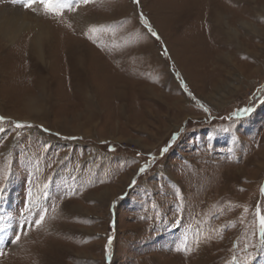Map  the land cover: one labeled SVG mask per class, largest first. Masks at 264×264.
I'll use <instances>...</instances> for the list:
<instances>
[{"label": "rangeland", "instance_id": "rangeland-1", "mask_svg": "<svg viewBox=\"0 0 264 264\" xmlns=\"http://www.w3.org/2000/svg\"><path fill=\"white\" fill-rule=\"evenodd\" d=\"M217 1L0 0V264H264V0Z\"/></svg>", "mask_w": 264, "mask_h": 264}, {"label": "snow or ice", "instance_id": "snow-or-ice-1", "mask_svg": "<svg viewBox=\"0 0 264 264\" xmlns=\"http://www.w3.org/2000/svg\"><path fill=\"white\" fill-rule=\"evenodd\" d=\"M90 2H92V0H11V3L14 5H21L25 10H32L33 12L36 11V7L34 6H41L43 9V12L45 14H51V15H63V13L65 11H69V12H73L75 13L78 8L80 7L81 3L84 5L89 4ZM133 4H136L137 6L140 4V0H132ZM139 20L147 26V31L151 34L152 37H155L156 39H159V35L157 34V32H155L151 25L149 24L148 19L144 16L143 12L139 13ZM90 31H94V28H90ZM164 55H168L167 53V49H165L164 51ZM180 74L177 73V76H179ZM191 95V93H189ZM203 107V105H202ZM204 110L207 112L209 111L207 107L204 108ZM252 109L251 108H241L239 109L237 112L233 113L234 116H240V115H245L249 112H251ZM6 119V117L4 116H0V121H4ZM33 127V125L28 124L26 122H21V121H16L14 122V128L16 130H20V129H24V128H31ZM42 127V126H41ZM45 131H47V129H44ZM225 131H227V129H225ZM5 132L4 128H0V133ZM15 135L18 137L21 135L20 131H16ZM174 134V137L175 138ZM114 150V149H112ZM169 150L168 146L163 147L160 152L161 155H163L164 153H167ZM150 160L154 161L155 157L152 156L150 154ZM148 164H145L144 166L140 167L139 172L140 173H144L145 170L147 169ZM5 180L8 179V176L5 175L3 177ZM136 181L133 180L132 181V185H135ZM131 186V185H130ZM4 189V185L0 184V193L3 192ZM261 193H264V186L261 187ZM29 197H31L32 193L29 191L27 194ZM53 210H55V206H53ZM246 210V209H245ZM25 212H30L31 209H29L28 207H25L24 209ZM48 212V209L45 208L43 209L41 212L37 213L36 216L38 218L34 219L33 221H26L25 225L30 229L32 225H34L35 227H40L44 220H45V216ZM256 217L258 219V224H259V231L262 235H264V213L261 212L260 206H257V210H256ZM0 231H3V226H0ZM26 234V233H24ZM21 239V232L17 231L14 229V238L10 239V243L13 245H17L19 243ZM112 241V237H108V244L110 245ZM262 243H264V239H262L261 241ZM107 248V246H106ZM177 251H185V252H192V249L189 248L186 244L184 248H177ZM6 255V252L4 251V244L3 241L0 240V257H4ZM233 259H235V257H233Z\"/></svg>", "mask_w": 264, "mask_h": 264}, {"label": "bare ground", "instance_id": "bare-ground-1", "mask_svg": "<svg viewBox=\"0 0 264 264\" xmlns=\"http://www.w3.org/2000/svg\"><path fill=\"white\" fill-rule=\"evenodd\" d=\"M229 1H232V2H239V0H229ZM227 2V0H226ZM242 2V1H241ZM248 1H246L247 3ZM210 6H209V10H208V14H207V19H210V20H214V22L216 21H221L220 19L225 15V11L222 10L223 6L220 5V2H218L217 0H211L210 2ZM7 11H4L2 13H0V33L8 38H13L14 35H15V32L17 31L18 29V26H19V23H20V16H19V12L15 9H12V8H9V9H6ZM24 11V10H23ZM224 12V13H223ZM24 14V13H22ZM72 17V16H71ZM87 17V16H86ZM77 18V17H76ZM89 18V17H88ZM227 19V18H226ZM83 21V20H82ZM85 21V20H84ZM227 23L226 25L228 27H230V25H228L229 23L228 22H225ZM85 24V23H84ZM222 24V23H221ZM27 25V24H26ZM217 27H219L217 25ZM24 28V27H23ZM223 28V27H222ZM233 28V27H231ZM213 29V28H212ZM224 30V29H223ZM229 31V30H228ZM228 31H225L224 33H229V34H225L228 38L227 40H231L232 37V32L234 33V30L232 29V32H228ZM43 32V31H42ZM223 33V34H224ZM46 34V33H45ZM36 35V34H35ZM40 36V35H39ZM4 38V37H3ZM32 40V39H31ZM226 41V40H225ZM222 42V41H221ZM7 43V41H6ZM35 43V42H34ZM227 44V42H225ZM224 44V43H222ZM232 44V43H231ZM237 44V43H236ZM37 45V44H36ZM41 45V44H40ZM44 46V45H43ZM225 47V46H224ZM37 48V47H36ZM226 48V47H225ZM228 48V47H227ZM44 49V48H43ZM41 50V49H40ZM239 50V49H238ZM39 53V52H38ZM222 53V51H221ZM224 53V52H223ZM72 54V53H71ZM230 54V53H229ZM80 55V54H79ZM225 55V54H224ZM215 57V56H214ZM217 57V56H216ZM76 58V57H75ZM213 59V58H212ZM227 59V58H226ZM212 61V60H211ZM224 61L223 60V55L222 56H219V64L221 65V62ZM217 62V63H218ZM214 63V62H213ZM214 65V64H213ZM222 66V65H221ZM217 69V68H216ZM43 252V251H42ZM41 258V257H40Z\"/></svg>", "mask_w": 264, "mask_h": 264}]
</instances>
